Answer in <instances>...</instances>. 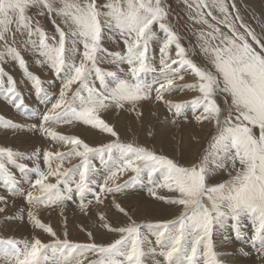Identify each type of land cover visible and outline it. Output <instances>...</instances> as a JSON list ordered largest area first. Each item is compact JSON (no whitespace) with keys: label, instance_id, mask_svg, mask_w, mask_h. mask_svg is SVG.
I'll list each match as a JSON object with an SVG mask.
<instances>
[{"label":"snow or ice","instance_id":"snow-or-ice-1","mask_svg":"<svg viewBox=\"0 0 264 264\" xmlns=\"http://www.w3.org/2000/svg\"><path fill=\"white\" fill-rule=\"evenodd\" d=\"M184 2L189 19L202 26L198 46L210 68L189 59L178 34L165 22L168 12L162 0H106L103 4L98 0H0V61L7 56L18 62L37 93L43 92L41 81L28 73L24 58L13 46L17 34H26L25 45L30 44L42 58L37 64H46L58 77L62 76L58 97L52 100L45 94L51 107L43 113L39 129L67 148L44 151L42 169L37 162L39 150L25 155L0 147V181L9 190L17 187L9 165L21 172H34L36 178L34 182L29 180L31 190L25 197L30 209L60 207L63 212L65 203L74 198H78L81 211H85L87 204L92 203L87 200L89 194L101 204V197L123 193L130 185H143L146 178L150 195L155 197L158 188L167 189L177 195L165 202L182 208L171 221L137 224L129 217V224L117 228L105 223L103 227L109 232L119 234L108 244L73 242L67 231L61 239L29 210V222L50 236L51 242L39 238L0 239V264H222L214 250V232L230 226L240 239L242 229L249 225L251 245L264 256V40L241 21L238 12L230 19L225 0ZM231 7L236 11L234 3ZM32 9L40 16L59 17L64 27L56 25V35L49 38L39 21L34 25L28 15ZM235 21H241L239 28L243 32L237 29ZM221 25L227 32L221 30ZM155 26L163 33L162 41ZM261 32L264 33V27ZM34 35L39 37L38 42L31 39ZM105 37L122 41L123 52H108L103 47ZM249 38L259 51L249 43ZM154 41H160L159 75L153 83H145L142 74L157 71L150 56ZM172 45L176 58L168 52ZM102 55L117 67L126 64L125 76L102 71L97 66ZM185 67L197 78V83L186 86L200 94L190 102L195 119L197 123H211L216 129L200 161L191 167L145 147L121 143L117 132L101 118V113L111 107L123 109L127 104L134 110L140 101L152 99L153 91L155 100L164 101L175 116L183 115L189 104L165 101L164 95L184 90L185 86L174 84L184 79L181 69ZM4 76L0 67V85ZM107 78H111V86ZM7 82L5 98L20 108L24 101L16 83L11 76ZM76 123L89 125L115 139L92 147L76 136L52 130V126ZM0 126L13 130L19 127L3 117ZM18 160H32L35 167L29 169L26 164H17ZM95 161H99V166ZM66 163L71 166L66 167ZM220 172L229 179L209 184ZM127 173L133 174L130 180L118 183ZM0 203H6L3 197ZM115 207L127 216L119 204ZM4 211L0 207V213ZM104 219L101 215L100 220ZM88 236L94 241L91 232Z\"/></svg>","mask_w":264,"mask_h":264},{"label":"rangeland","instance_id":"rangeland-1","mask_svg":"<svg viewBox=\"0 0 264 264\" xmlns=\"http://www.w3.org/2000/svg\"><path fill=\"white\" fill-rule=\"evenodd\" d=\"M105 2L106 0H98L99 4ZM189 2H191V0H189ZM225 2L229 6V12L231 13L230 19H234L238 12L241 21L264 40V33L261 32L262 25L259 22L260 20L258 21V18L253 16L252 12H250L244 4V0H225ZM252 2L256 3L257 13L259 16L262 15L261 17L264 20V0H252ZM233 3L235 4L236 11H233L231 7ZM162 4L166 7V11L168 12L165 22L178 34L180 38L179 42L181 46L188 51L189 59L198 66L210 68L211 66L208 64L206 57L202 54L198 46L199 42L197 37L202 26L196 24L194 20L189 19V10L184 0H162ZM213 14L220 17V14L215 10H213ZM28 15L33 18L34 25L36 20L39 21L40 27L49 38L56 35V25H60L62 28L64 27L59 17L37 15L36 9L29 10ZM208 19L210 22L215 23L211 21L210 17ZM53 20H55V24ZM241 21H235V24L237 29L243 32V29L239 28ZM12 27L14 28L15 25ZM220 27L223 32H227V29L222 25ZM155 28L160 37V41H162L163 33L160 32L158 26H155ZM64 30L67 31L66 28ZM27 39L28 37L26 34L23 37L17 34V42L13 46L20 51L21 56L24 58L28 73L38 77L41 81L43 92L37 93L32 81L26 78V74L21 69L18 62L7 56L4 61H0V67L3 68L5 73L3 84L0 85V117L19 126L15 130L5 129L0 126V147L11 148L14 152L23 153L25 155H31L39 150L40 156L37 162L40 164V167H43L45 166L42 161L44 151H67L65 146L51 140L50 137H47L39 129L43 113L51 107V103L45 99V94L50 96L52 100L58 97L62 86V76L58 77L46 64H37V60H42V58L36 54L30 44L27 46L25 45L24 41ZM31 39L38 42L39 37L34 35ZM160 41H154L150 50V56L153 58L152 64L157 71L142 74L141 78L145 83H153L159 75ZM51 42V39H49V43ZM249 43H252L253 47L259 51V47L255 45L250 38ZM80 47L82 50V45ZM103 47L106 48L108 52H123L124 50L122 41L118 39L111 40L107 37H105L103 41ZM168 52L171 58H176L175 45L170 46ZM109 60V57L102 55L97 66L102 71L116 72L123 78L127 71V65L122 64L117 67V65L110 63ZM173 67H176V65H173ZM120 69H124V71L121 72ZM181 73L184 75V79L177 80L174 87L185 86L184 90L165 93L164 100L171 101L172 103L189 104V106L185 108L183 115L175 116L174 112L169 110L168 105L164 101L155 100V91H153L152 99L140 101L135 106L134 110H132V105L127 104L123 109L111 107L101 113V118L113 127L121 143H131L134 146L145 147L157 155L166 156L175 160L182 166L191 167L200 161L216 129L211 123L205 122L203 125L197 123L190 102L200 94L198 91H190L186 87L187 85L197 83V78L191 74L187 67L181 69ZM8 76H11L15 81L16 89L24 101V104L20 108H16L13 103L5 98V89L8 87ZM107 79L111 86V78ZM96 85L97 87L99 86L98 81H96ZM155 86L157 85H154V87ZM217 99L221 107H224L222 98L218 97ZM173 120H175V123H173ZM189 122L191 124H188ZM77 128L82 130L79 131ZM52 130L61 135L76 136L92 147H99L115 139L107 133H103L98 129H93L91 126L82 123L71 124V126L68 124L52 126ZM256 132L258 135V129ZM165 135L167 137H165ZM184 135H187L186 139ZM183 139H185L186 142ZM77 162L78 161H73L72 163ZM95 163L99 166V161H95ZM17 164H26L29 169L35 167V163L32 160H18ZM65 166L70 167L71 165L66 163ZM8 167L14 174L18 183L15 189L9 190V188L0 181V197H3L6 201V203H0V207H4L5 209L4 212L0 213V239L14 238L23 241L39 238L45 243H50L52 238L40 229L34 228L29 222L27 215L29 210L34 211L42 223L51 226L61 239L64 238V232L67 231L68 239L73 242H95L98 244H108L119 238L118 233L109 232L103 227L105 223L111 225L113 228L126 226L131 220H134L137 224H154L157 222L175 220L182 211L181 207L170 205L165 202L167 199L174 198L177 194L169 192L164 188H158L155 197L150 195L148 192V187H150V185H147L146 178L143 185H130L123 193L101 197L103 200L101 204H97L95 197L89 194L87 200H91L92 203L87 204V200L85 201L87 204V209L85 211H81L78 198L67 201L63 206V212H61L60 207L45 208L40 206L35 209H30V206L24 198L26 197L27 191L31 190L29 180L34 182L36 174L30 171L21 172L18 167L12 165ZM132 175V173L125 174L120 178L118 183L124 184L125 181L130 180ZM227 179H229L228 175L224 172H220L209 180L208 183L216 184ZM51 182L55 183V180ZM116 204H119L120 207L124 209L127 216L115 207ZM95 206L100 207L96 208ZM146 207L149 208L147 209ZM101 215L105 217L103 221L100 220ZM3 223L5 225H3ZM6 223L15 226L12 229V227H9ZM230 223L231 222H229V225ZM16 225L21 227L26 226V228L29 229L27 230L30 232L21 236V233L15 228ZM247 227L242 229V238L240 239L235 237V233L230 226H226L224 229L220 230L219 233L214 232V250L217 252L218 258H220L222 264H236V261L233 259L234 257H232L234 262L227 258H225V260L228 262L223 260L226 254H234L236 250L234 247H232L233 250L228 247V239H231V241L234 240L233 242L237 244H243L244 247L251 248L250 257H256L257 254L255 253H257V250L252 247L249 239L252 234L251 227L250 225ZM89 232L93 234L94 241L89 239ZM225 236H227L228 239H225ZM149 238L154 240L151 236ZM244 240H246V242ZM221 245H223L224 248ZM256 247L258 248L259 245ZM263 258L264 257H262V262H260V264H264ZM149 264H151V262H149Z\"/></svg>","mask_w":264,"mask_h":264},{"label":"bare ground","instance_id":"bare-ground-1","mask_svg":"<svg viewBox=\"0 0 264 264\" xmlns=\"http://www.w3.org/2000/svg\"><path fill=\"white\" fill-rule=\"evenodd\" d=\"M245 1V5H246V7L250 10V12H252V14H253V16L254 17H257L258 18V21L261 23V25H262V27H264V20L262 19V15L261 16H259L258 15V10L256 9V7H257V5H256V3H254V2H252V0H244ZM254 1V0H253ZM257 13V14H256ZM26 95V94H25ZM29 102V101H28ZM37 107V106H36ZM190 117V116H189ZM187 119V118H186ZM190 121V120H189ZM193 122V121H192ZM79 124H81V123H79ZM188 124H191L190 122L188 123ZM68 125H70L71 126V124H68ZM203 125V124H202ZM209 125V124H208ZM76 126V125H75ZM194 126V125H193ZM192 127V126H191ZM211 127V126H210ZM74 128V127H73ZM79 128H77V130H78ZM193 129V128H192ZM82 129H79V131H81ZM195 130V129H194ZM162 132V131H161ZM186 132H187V130H186ZM87 133H89V132H87ZM207 133V132H206ZM185 136V139H186V136L187 135H184ZM88 137V136H87ZM165 137H167L166 135H165ZM29 138H30V136H29ZM91 138V137H90ZM188 138V137H187ZM166 139H168V138H166ZM185 139H183L185 142H186V140ZM194 139V138H193ZM168 144V143H167ZM199 144V143H198ZM173 147V146H172ZM171 147V148H172ZM25 148V147H24ZM170 149V148H169ZM185 149H187V148H185ZM188 151V150H187ZM187 153V152H186ZM185 160V159H184ZM43 161V160H42ZM42 164H43V162H42ZM44 167L45 166H43V167H41V168H43L44 169ZM20 182V181H19ZM22 182V181H21ZM19 184H21V183H19ZM27 186V185H26ZM147 192V191H146ZM148 195V194H147ZM148 197H150V196H148ZM24 199H26V198H24ZM23 199V200H24ZM147 202H148V200H147ZM150 202V201H149ZM91 206V205H90ZM96 207V206H95ZM100 207V206H99ZM99 207H96V208H99ZM147 209L149 208V207H146ZM151 208V207H150ZM155 209V208H154ZM92 211V210H91ZM155 211V210H154ZM79 221V220H78ZM7 224V223H6ZM3 225H5L4 223H3ZM9 227H12V229L14 228V226L15 225H12V224H7ZM6 225V226H7ZM71 226V225H70ZM15 228H17L18 229V231L21 233V236H24L27 232H30V231H28L29 229L28 228H26V226H24V227H21V226H19V225H16V227ZM248 228V227H247ZM11 229V230H12ZM20 229H23V230H20ZM28 229V230H27ZM9 230V229H8ZM27 230V231H26ZM13 231V230H12ZM11 231V232H12ZM34 231V230H33ZM248 231V230H247ZM9 233H10V231H9ZM28 234V233H27ZM31 234V233H30ZM74 234H76V233H74ZM32 235V234H31ZM20 236V237H21ZM233 236V235H232ZM27 237V236H26ZM30 237V236H29ZM81 237V236H80ZM154 238V237H153ZM225 240V239H224ZM234 241V240H233ZM233 241H231V239H228V242H229V244H228V247L230 248V249H232V247H234L236 250H235V253L234 254H232V253H229V254H226V257L224 256L223 257V260L224 261H226L225 260V258H227V259H231V260H235L236 261V264H260V262H262L261 260H262V257H264V256H262L261 254H259L258 252L257 253H255V254H257L256 255V257H254L253 256V258H251L250 257V253H251V248H247V247H244V245L243 244H237V243H235V242H233ZM245 242H246V240H244ZM220 243V242H219ZM224 243V242H223ZM222 243V244H223ZM241 243V242H240ZM225 245H226V243H225ZM232 245V246H231ZM246 245V244H245ZM222 247H223V245H221ZM220 247V246H219ZM224 248V247H223ZM219 249V248H218ZM228 249V248H227ZM233 250V249H232ZM242 250V251H241ZM222 251V250H221ZM233 252V251H232ZM242 252H246V253H248V255L247 256H245V255H243L242 254ZM227 253V252H226ZM221 254V253H220ZM232 257H234L233 259H232ZM220 259V258H219ZM264 259V258H263ZM234 260H233V262H234ZM230 261V260H229ZM226 262H228V261H226ZM229 264V263H228Z\"/></svg>","mask_w":264,"mask_h":264}]
</instances>
